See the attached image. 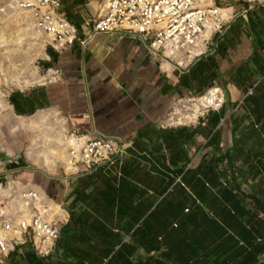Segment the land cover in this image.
<instances>
[{"label": "crops", "instance_id": "obj_1", "mask_svg": "<svg viewBox=\"0 0 264 264\" xmlns=\"http://www.w3.org/2000/svg\"><path fill=\"white\" fill-rule=\"evenodd\" d=\"M105 1L61 0L77 42L66 51L50 42L43 85L9 97L17 134L31 138L24 155L0 148V225L27 189L63 216L52 256L23 243L0 264H264V0H206L231 20L185 68L137 37L92 36ZM214 87L224 106L187 122L198 116H185L192 101ZM71 131L125 148L71 174L51 154Z\"/></svg>", "mask_w": 264, "mask_h": 264}, {"label": "built area", "instance_id": "obj_2", "mask_svg": "<svg viewBox=\"0 0 264 264\" xmlns=\"http://www.w3.org/2000/svg\"><path fill=\"white\" fill-rule=\"evenodd\" d=\"M18 4L34 14L37 29L52 39L54 49L66 51L75 45L78 30L61 12V0H18ZM224 10L208 5L206 0H106L90 22V33L137 37L154 57L185 68L201 55L198 50L212 47L226 31L231 19L226 18ZM202 98L204 101H199ZM192 102L200 106V111L196 119L187 122H197L206 111L220 110L225 97L220 88L214 87ZM124 148V144L106 136L71 131L63 162L71 174L82 173L83 167L94 171ZM20 202L17 216L0 225V255H10L23 243H31L39 256H52L60 240L62 207L35 189L23 191Z\"/></svg>", "mask_w": 264, "mask_h": 264}, {"label": "rangeland", "instance_id": "obj_3", "mask_svg": "<svg viewBox=\"0 0 264 264\" xmlns=\"http://www.w3.org/2000/svg\"><path fill=\"white\" fill-rule=\"evenodd\" d=\"M17 1L0 0V148L24 155L29 151L31 137L27 134L29 132L24 130L23 133L26 134L22 137L17 134L21 120L13 114L9 97L14 91L29 90L34 86L43 85L36 82L39 78L45 77L44 65L52 39L36 28L32 15L28 20L25 15L31 13L20 10ZM197 110L194 106V114ZM22 125L28 127L25 121ZM51 151V154L59 155L55 162L64 166L63 161L67 156L66 145L57 143L51 147ZM34 152L37 159L45 161L44 152L38 149ZM14 201L12 209H17L19 203ZM15 213L18 212L15 210Z\"/></svg>", "mask_w": 264, "mask_h": 264}, {"label": "bare ground", "instance_id": "obj_4", "mask_svg": "<svg viewBox=\"0 0 264 264\" xmlns=\"http://www.w3.org/2000/svg\"><path fill=\"white\" fill-rule=\"evenodd\" d=\"M17 4H18V1H17ZM96 5H97L96 7L99 6L98 3H96ZM18 7H19L20 10L28 11V10L22 9V8L19 6V4H18ZM96 9H97V8H96ZM28 12L31 13V14L26 13L25 16H26V17L28 18V20H29V19H31V15H32V17H33V21H34V23H35V16H34V14H33L31 11H28ZM35 26H36V24H35ZM36 28H37V27H36ZM47 36H48V35H47ZM199 101L203 102V101H204V98L200 99ZM194 106H195L196 109H198L197 112L199 113V111H200V106H199V105H194ZM193 118H194V117H192L191 119H193ZM188 119H190V118H188ZM194 119H195V118H194ZM184 121H185V120H182V119L180 120V122H182V123H183ZM191 121H193V120H191ZM43 152L46 154L45 156H46L47 159L50 161L51 158H49V155H48V153H50V152H48V151H47V152H46V151H43ZM56 156L59 157L58 154H56ZM34 161L37 162L38 160H37V159H34ZM58 209H60V208H58Z\"/></svg>", "mask_w": 264, "mask_h": 264}, {"label": "water", "instance_id": "obj_5", "mask_svg": "<svg viewBox=\"0 0 264 264\" xmlns=\"http://www.w3.org/2000/svg\"><path fill=\"white\" fill-rule=\"evenodd\" d=\"M33 170H38V171H42L41 169H33ZM50 177V175H48ZM52 177V176H51Z\"/></svg>", "mask_w": 264, "mask_h": 264}]
</instances>
